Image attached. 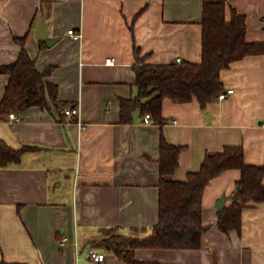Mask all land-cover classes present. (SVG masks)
<instances>
[{
  "label": "crops",
  "instance_id": "crops-1",
  "mask_svg": "<svg viewBox=\"0 0 264 264\" xmlns=\"http://www.w3.org/2000/svg\"><path fill=\"white\" fill-rule=\"evenodd\" d=\"M205 2H226L228 21L235 9L246 17L247 41L264 44V0H0V69L19 59L18 40L25 39L38 69L51 68L47 81L58 87L59 101L81 109L80 122L41 107L16 113L20 121L0 118V140L39 148L19 165L0 167V263L128 264L105 246V229L139 240L153 233L163 136L184 148L177 181L228 146H243L246 163L264 167V54L222 72L226 92L234 90L224 101L203 108L197 100L166 99L164 124L146 125L140 112L133 123H121V100L137 96V49L150 65L202 62ZM41 17L49 24L48 39L57 40L53 46L37 38ZM70 30L82 39L74 40ZM9 80L1 70L0 105ZM240 179L241 171L228 170L207 186L200 249L140 248L136 258L264 264V201L244 209L240 233H224L217 224L219 199L231 205ZM91 249L105 261L91 262Z\"/></svg>",
  "mask_w": 264,
  "mask_h": 264
},
{
  "label": "trees",
  "instance_id": "trees-1",
  "mask_svg": "<svg viewBox=\"0 0 264 264\" xmlns=\"http://www.w3.org/2000/svg\"><path fill=\"white\" fill-rule=\"evenodd\" d=\"M203 52L201 63L182 62L167 65H150L140 58L133 69L136 74L137 96L121 100V123L131 124L135 114H151L157 124H164L163 103L171 99L185 104L197 100L203 108L219 100L226 92L222 72L248 56L264 54V44L247 41V21L244 15L232 9L227 19L226 2H205L203 5ZM45 42L44 40H42ZM19 59L2 67L9 75L0 105V118L7 120L11 113L22 114L32 107H41L55 116L65 111L59 101V89L47 81L51 68L41 72L37 59L19 39ZM46 46V44H45ZM39 148H14L0 140V167L21 164L28 152ZM184 148L170 144L164 136L160 142L159 220L153 233L146 239L126 237L118 229H105L104 244L128 264H163L145 262L136 258L137 249L198 250L203 245L207 228L203 222V198L207 186L228 170L241 171L237 184L240 198L218 211V227L224 233L242 230L243 211L250 203L264 201V167L248 165L243 146H228L223 152L208 154L197 172L188 174L186 181L174 179L180 167ZM7 264V263H0Z\"/></svg>",
  "mask_w": 264,
  "mask_h": 264
},
{
  "label": "built area",
  "instance_id": "built-area-1",
  "mask_svg": "<svg viewBox=\"0 0 264 264\" xmlns=\"http://www.w3.org/2000/svg\"><path fill=\"white\" fill-rule=\"evenodd\" d=\"M69 35L74 39V40H81L83 35L81 32H77L75 30H70L69 31ZM183 61L181 59L178 60V63H182ZM107 64L108 65H114L115 64V59L114 58H109L107 60ZM234 93V90H228L227 92L225 93H222L220 96H219V100L220 101H224L229 94H233ZM64 116H65V120L67 122H71L73 121V119H77L78 118V122H80V117H81V109L79 106H72V107H68L65 109L64 111ZM9 119L11 121H20V118L19 116L16 114V113H11L10 116H9ZM153 121L152 119V116L151 114H147L145 117H144V123L146 125H149L151 124ZM67 243V239L66 238H63L61 240V244L62 245H65ZM75 246L78 247V243L76 242L75 243ZM88 256H89V259L91 260V262L93 263H103L106 259V255L103 254V253H99V252H96L94 250H90L88 251Z\"/></svg>",
  "mask_w": 264,
  "mask_h": 264
},
{
  "label": "water",
  "instance_id": "water-1",
  "mask_svg": "<svg viewBox=\"0 0 264 264\" xmlns=\"http://www.w3.org/2000/svg\"><path fill=\"white\" fill-rule=\"evenodd\" d=\"M49 34H50V32H49V24L48 23H45L44 22V19L41 17L39 19V22H38L37 38H39L40 40H47V44L49 46H53L57 42V40H55V39H48ZM172 64H175V62L172 63ZM0 71H1V69H0ZM209 118H210V115H208V119ZM240 193H241V190L239 189L235 193L233 199L234 200H238L240 198ZM226 200L227 199H226L225 196H223L221 199H219V201L217 203V209L218 210H221V209H224L225 208Z\"/></svg>",
  "mask_w": 264,
  "mask_h": 264
},
{
  "label": "rangeland",
  "instance_id": "rangeland-1",
  "mask_svg": "<svg viewBox=\"0 0 264 264\" xmlns=\"http://www.w3.org/2000/svg\"><path fill=\"white\" fill-rule=\"evenodd\" d=\"M6 74V73H5ZM72 174V173H71Z\"/></svg>",
  "mask_w": 264,
  "mask_h": 264
}]
</instances>
